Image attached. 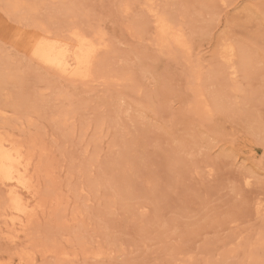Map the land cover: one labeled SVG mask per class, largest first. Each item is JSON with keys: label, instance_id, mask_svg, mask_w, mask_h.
<instances>
[{"label": "rangeland", "instance_id": "1", "mask_svg": "<svg viewBox=\"0 0 264 264\" xmlns=\"http://www.w3.org/2000/svg\"><path fill=\"white\" fill-rule=\"evenodd\" d=\"M21 1L106 48L82 82L0 34V133L43 205L25 229L0 215L1 264H264V0Z\"/></svg>", "mask_w": 264, "mask_h": 264}, {"label": "bare ground", "instance_id": "2", "mask_svg": "<svg viewBox=\"0 0 264 264\" xmlns=\"http://www.w3.org/2000/svg\"><path fill=\"white\" fill-rule=\"evenodd\" d=\"M2 1L3 7H6V9H4L7 18H5V16L3 18L1 16L2 14H0V34L10 45L12 44L19 48L30 60L36 61L38 65L41 64V66L47 67L46 69L54 71V75L56 74L55 76L58 78H67L82 82H88L94 78L97 71V57L99 56V52L106 48L103 34L100 31L93 30L91 33H88L86 30L84 31L78 23L66 22V24L61 26V29L63 28L61 32H55V30L52 29L53 26L50 27L48 26L49 24L46 25L41 23L42 21H36L38 18L36 16L35 7L26 6L21 0ZM149 10L152 11L151 9ZM154 23L155 29L157 30L156 37L160 40L159 42L166 46L175 45L178 48L180 47L186 50L188 46L186 45L184 33L180 29L175 28L170 20L160 14H155ZM102 52L103 51L100 53ZM1 74H3V72L1 73L0 69V75ZM4 80L0 79V83ZM200 103H202V101ZM205 106L207 107L205 110H208V106L204 104V108ZM27 151L29 150H26L24 153L20 145H17L7 136L0 133V184L5 186L8 192L6 204L0 215L3 216V219L5 218L4 220H8V222L17 228L24 227V225L26 226V223H28L27 220L35 212L34 210L37 209L36 205L41 206V204L38 203L36 205L34 204L36 207H34L35 209L32 207L30 208L31 205L29 206L25 201L24 195L22 196L25 192L30 193L31 189L35 188L34 186L36 184V182L35 184L31 182V177L33 176L29 177L32 173V167L29 168L30 157L26 154ZM28 170L31 171L30 174ZM34 190V192H37L36 189ZM28 197L30 198V196ZM29 202L31 204V201ZM39 209L40 208H38V210ZM41 210L42 209H40V211ZM36 213L38 214V211ZM36 213L34 214L36 215ZM32 218L30 219L32 220Z\"/></svg>", "mask_w": 264, "mask_h": 264}]
</instances>
